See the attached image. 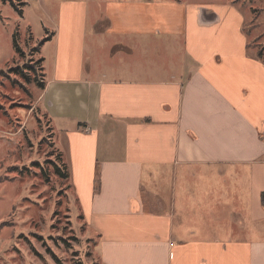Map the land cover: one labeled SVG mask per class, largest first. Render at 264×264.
<instances>
[{"label": "crops", "instance_id": "obj_1", "mask_svg": "<svg viewBox=\"0 0 264 264\" xmlns=\"http://www.w3.org/2000/svg\"><path fill=\"white\" fill-rule=\"evenodd\" d=\"M104 5L91 36L86 7L62 4L35 103L65 139L101 263L264 264V57L252 24L234 3ZM167 38L181 42L171 68L159 61Z\"/></svg>", "mask_w": 264, "mask_h": 264}, {"label": "rangeland", "instance_id": "obj_2", "mask_svg": "<svg viewBox=\"0 0 264 264\" xmlns=\"http://www.w3.org/2000/svg\"><path fill=\"white\" fill-rule=\"evenodd\" d=\"M71 1L75 0H0V264H102L98 239L83 222L72 179L64 180L55 171L56 166L68 168L65 139L35 104L42 92L38 82L45 83L53 65L61 6ZM105 1L76 0L86 7L91 36ZM179 1L234 3L246 25L264 27V0ZM252 25L256 51L264 57V29L261 33ZM157 44L166 47L159 59L162 64L171 68L181 61L179 40L167 38ZM95 48L89 36L88 62H93ZM136 58L142 59L141 54ZM107 144L103 138L102 157Z\"/></svg>", "mask_w": 264, "mask_h": 264}, {"label": "trees", "instance_id": "obj_3", "mask_svg": "<svg viewBox=\"0 0 264 264\" xmlns=\"http://www.w3.org/2000/svg\"><path fill=\"white\" fill-rule=\"evenodd\" d=\"M11 5H12L13 7H16V4H14V2H11ZM16 48L18 49V46H17V45H16ZM259 56H260L261 58L263 57L262 54H259ZM263 63H264V62H263ZM38 83H40V86H41V88H42V90H43L44 87H45V83H44V82H38ZM55 171H56V174H57L59 177H61L62 179H64V180L70 178V174H69L68 169H67L66 166H64L63 168H60V167L56 166ZM262 198H263V203H264V194L262 195Z\"/></svg>", "mask_w": 264, "mask_h": 264}]
</instances>
